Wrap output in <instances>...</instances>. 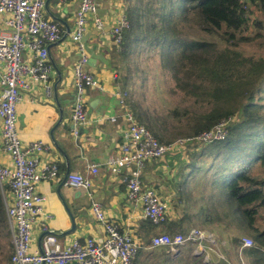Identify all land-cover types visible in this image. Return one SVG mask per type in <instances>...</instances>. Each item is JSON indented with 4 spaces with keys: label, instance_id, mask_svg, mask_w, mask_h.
<instances>
[{
    "label": "built area",
    "instance_id": "obj_1",
    "mask_svg": "<svg viewBox=\"0 0 264 264\" xmlns=\"http://www.w3.org/2000/svg\"><path fill=\"white\" fill-rule=\"evenodd\" d=\"M96 0H79L75 14L74 28L69 39L75 43L78 58L73 68V85L76 91L71 119L74 125L88 122L85 91L96 88L104 91L97 76L85 69L88 53L82 39L88 30L96 32V45L102 46L107 54L112 50L121 51L123 33L130 26L126 12L115 10L100 15ZM117 10V9H116ZM106 23H110L108 27ZM92 33V32H91ZM62 35L58 24L46 17L45 0H0V150L11 160V166L0 165V188H6L3 202L8 227L11 232V264H134L140 246L134 230L121 228L110 220L98 201L93 199V183L90 174H97L103 165L110 175L119 177L125 185L126 196L131 208L139 211L140 219L153 225H162L167 221L169 209L157 191L142 181L143 171L154 160L166 155L180 154L186 157L190 147L224 140L227 126L233 119L223 118L210 129L200 131L185 138H176L169 142H160L139 122L126 106L123 96L116 87L113 95L118 99L122 110L110 117L112 122L120 119L125 123L120 132L121 144L116 153L108 155L103 163L89 164V174L69 172L64 176L67 185L82 188L91 200L90 212L103 228L102 238L88 236L82 241L73 239L61 245L54 232L41 222L43 232L40 246L32 250V227L39 222V216L50 217L44 211V195L37 191L42 180L58 177V165L54 162L39 165L40 155L50 149V145L41 140L22 145L17 130V107L22 93L30 84L40 83L49 95L51 86V64L49 46ZM108 37L105 41L104 38ZM95 41V36L92 37ZM114 81L117 78L113 74ZM75 134L77 131L74 132ZM238 251L254 246L250 237L239 240ZM225 245L216 234L201 227H190L173 233L160 232L153 235L150 247H164L167 252L177 256L190 248L194 257L203 256L204 262H211L213 256L223 258L220 245ZM217 249V250H216ZM209 251L216 255L210 256ZM215 261V258L213 259Z\"/></svg>",
    "mask_w": 264,
    "mask_h": 264
},
{
    "label": "trees",
    "instance_id": "obj_2",
    "mask_svg": "<svg viewBox=\"0 0 264 264\" xmlns=\"http://www.w3.org/2000/svg\"><path fill=\"white\" fill-rule=\"evenodd\" d=\"M255 11L264 16V0H149L142 15L135 14L129 5L126 14L130 26L123 33L121 53L127 51L131 43L143 40L136 33L135 26L144 24L147 28L145 41L159 54L161 65L172 72L177 85L182 88L179 84L182 80L188 86L200 87V84L193 83L200 81L202 91L214 100L210 111L200 116L206 123L202 120L195 133L210 129L223 118H234L227 126L224 140L190 147L187 151L189 173H185L183 181H191V174L205 170L209 187L218 193L225 191L228 204L234 206L222 213L216 207L210 208L214 210L212 213L207 207L205 211L210 217L206 220L211 224L212 220L223 219L225 227L237 225L251 234L255 245L241 252L245 257L247 255L249 264H264V227L257 222L259 209H264V178L253 172L255 164L264 167V58L244 56L237 50L240 44H253L262 36L263 21L260 18L252 22L257 29L254 35H242L247 31L250 14ZM184 29L216 37L224 43V48L218 51L213 43L190 38L183 33ZM114 52L107 53L110 65V55ZM248 77L257 80L255 86L237 89L239 83ZM236 96L239 97L237 105H224ZM132 112L139 122L145 124L142 114ZM192 150L195 151L191 155ZM206 163L209 164L207 170ZM2 192H6L4 186L0 188V223L8 227ZM180 223V220L170 222L168 214L164 225L174 229L173 224ZM142 225V230L135 234L140 246L134 264H143L141 255L148 239V233L143 229L155 227L146 220H142ZM150 240L151 237L149 247ZM239 240L234 244L239 246ZM190 250L181 251L176 258L180 259L184 254L194 257ZM10 256L6 257V264H11ZM166 263L172 264V261L166 258L161 264ZM202 264L206 263L202 261Z\"/></svg>",
    "mask_w": 264,
    "mask_h": 264
},
{
    "label": "crops",
    "instance_id": "obj_3",
    "mask_svg": "<svg viewBox=\"0 0 264 264\" xmlns=\"http://www.w3.org/2000/svg\"><path fill=\"white\" fill-rule=\"evenodd\" d=\"M96 1L99 3V7L101 2L104 4L111 2L108 5L109 10L100 11L98 8L100 15H105L114 9L116 12L120 10L126 12L123 1L120 3L115 0ZM45 2L46 17L54 20L62 32L60 40L49 46V59L52 67L49 78L51 90L48 95L42 84L32 82L29 89L23 91L21 102L17 107V130L22 145L36 140H41L50 145V149L40 155L39 165L54 162L58 165L59 170L57 178L42 180L37 184V191L45 197L44 211L50 215L48 219H44L40 215L39 222H44L54 232L57 240L63 241V244L73 239L82 241L88 236L102 238L104 230L90 212L91 200L86 190L67 185L64 176L67 172L89 174L88 166L90 163L101 164L108 155L116 153L119 149L122 141L120 132L125 123L120 119L118 122L110 120L111 116L122 110L118 99L113 95L117 87L113 78L114 70L109 61L97 60L94 66L87 63L85 69L98 77L104 91L100 92L96 88L86 89L88 122L81 126L74 125L71 119L74 102V97L71 94L74 92L72 66L75 59L78 58V52L69 40V32L79 0H45ZM64 7L67 10H63ZM108 25L110 23H106L107 27ZM91 32V30L88 32L90 36L87 44L93 47L96 52L102 53L108 60L109 56L104 52L102 46L94 44ZM90 40L92 43L89 42ZM59 98L60 101H58ZM75 131H77L76 134ZM185 158L180 154L166 155L159 160L147 163L142 175V181L145 185H150L147 181H163L160 195L165 203L171 202L170 209L172 211L175 207H173L174 202L170 201L171 198L169 199L171 195L165 191L166 181H172L171 168L172 164L176 163V159L183 160ZM159 161H161L160 164L153 165ZM0 165H12L10 158L2 150H0ZM90 176L93 183V199L101 203L107 217L121 228L129 227L134 230V235L137 230H142L143 219L138 218V210L131 208V203L126 196L125 185L120 178L110 175L103 165H100L97 174H90ZM172 211L169 210L170 222L175 221L176 217H172ZM68 212L74 218L75 229L73 232L64 235L63 232L71 227ZM177 225L173 224L174 229L172 231H183L180 230V227H176ZM220 226L225 227L223 224ZM149 229L155 228L147 227L143 229L144 233H148ZM163 230L161 232L170 231L166 226L163 227ZM206 230L214 233V229ZM36 233L34 236L32 231V250L39 248L43 236L41 228H38ZM158 233L160 232L156 234ZM222 241L226 244L225 240L222 239ZM236 251H238V246L234 244V252ZM220 252L222 253L221 249ZM214 257L211 262L205 263L217 264L218 260L213 261ZM225 258L227 259L226 255H223L221 260H225ZM244 258L247 260L245 256ZM230 259L232 261L235 259V264L244 263L243 260L237 258V252L236 254L232 253Z\"/></svg>",
    "mask_w": 264,
    "mask_h": 264
},
{
    "label": "rangeland",
    "instance_id": "obj_4",
    "mask_svg": "<svg viewBox=\"0 0 264 264\" xmlns=\"http://www.w3.org/2000/svg\"><path fill=\"white\" fill-rule=\"evenodd\" d=\"M115 1L117 3L123 1V7L125 11L130 5V7L134 9L135 14L142 15L149 0ZM110 4V1L106 4L101 2L99 7L100 11H106V9L109 10L110 8L108 5ZM63 10H67V8L64 7ZM258 18L263 21V28L261 29L262 36L260 40L253 44H240V46L237 47V50L244 56L264 58V16L261 13L255 11L250 14V21L248 23L249 25L247 31H244L242 35L252 36L254 33H256L257 29L254 28L252 22ZM74 20L75 15L71 24V30L74 28ZM140 20L142 21V18H140ZM88 30H91L92 35L95 36V44L97 39L96 32L90 27H88ZM135 31L140 36L139 38L143 40H138L136 43H131L130 48L127 47V51L124 53H121V51H115L112 55H110L112 61L111 67L114 68V72L117 76L115 83L119 87L126 106L132 111H137L142 114L143 119H145L143 122L148 126L150 129L149 131L162 142H168L176 138H185L189 135L196 134L195 132L197 131V126L203 120L200 118V116L204 112L208 113L210 111L214 101L213 98L207 95L206 92L202 91V84L200 81L193 82L195 85L200 84V87H191L180 80L179 84L182 86V88H180L177 85L178 83L174 79L172 72L161 65L159 54L152 51L150 49V45L145 41L147 39L146 26L144 24H141L137 27L135 26ZM183 33L188 34L190 38L196 40H205L206 42L208 41L213 43L218 51L224 48V43L211 35L200 33L196 30L186 29L183 30ZM107 39L108 37L104 38L105 41ZM89 42L92 43L91 40ZM73 44L77 52L76 45L75 43ZM76 60L77 58L75 59L72 68H74ZM256 83L257 80L248 77L239 83L237 89L240 87L244 90L245 88L255 86ZM238 102L239 97L236 96L232 97L229 102H225L224 105L226 107L231 105L235 106ZM231 118L233 119L232 116ZM203 121L206 123L205 120ZM194 151L195 150L190 151L191 155L194 153ZM188 159L189 152L186 154L185 159H176V163L172 164L171 168V172L173 174L172 181H166L165 191L171 195L169 199L171 198L170 201L174 202L173 207H175V209L173 211L170 209L171 202L167 201L166 204L169 210L172 211V217L176 216L175 221H181V226L177 225L176 227H180V230L190 227H206L205 229H214V233L216 234L217 238L226 241L225 245H219L223 255H226L227 257L225 260L214 257L215 261L216 259L218 260L217 264H235L236 260L234 259L232 261V259H230L232 253L236 254V252H234V241L239 240L243 236L251 238L252 236L251 234L247 233V231L240 229L237 225H232L229 228L220 226L224 223L223 219L212 220L211 224L206 220L210 216L206 214L205 208L208 207L213 213L214 210L210 208L215 209L216 207V210H219V212L222 213L224 210H227L228 208L232 209L234 206H230L228 204L225 191L218 193L217 190L213 188L211 189L209 187L210 182L207 181L204 169L202 170V173L191 174V181H183L185 173L187 171L189 173V168L187 169ZM160 163L161 161L156 162L153 165L155 166ZM205 166V169L207 170L209 164L206 163ZM253 172L264 178V167L261 165L255 164L253 167ZM147 182L150 184L149 186H152L160 195V192H162L161 183L163 181ZM156 186L158 189L155 188ZM178 190H180V193ZM161 198L163 197L161 196ZM259 213L260 214L257 217V222L260 226L264 227V209L260 208ZM40 224V222L34 223L32 227L34 236L37 234L36 231L38 228L40 229ZM165 226L168 227V230H172L171 226ZM165 226L163 224L155 226V229H149L148 239H150V237L157 232L164 231L163 227ZM166 232L173 233L176 231ZM10 234L11 232L9 227L3 225V223H0V264H6V257L11 254L12 243ZM148 239L145 242V248L143 249V253L141 255L143 264H161L166 258H169L172 261V264H202L204 258L202 255L191 258L184 254L183 257L177 259L176 256L170 254V252H167V249L150 248L148 246ZM58 242L61 245L65 244L62 243V240ZM166 252L172 257L168 256ZM209 255L213 256L216 255V253L209 251ZM244 256L245 254L240 255L239 251H237V258L243 260V264H249Z\"/></svg>",
    "mask_w": 264,
    "mask_h": 264
},
{
    "label": "water",
    "instance_id": "obj_5",
    "mask_svg": "<svg viewBox=\"0 0 264 264\" xmlns=\"http://www.w3.org/2000/svg\"><path fill=\"white\" fill-rule=\"evenodd\" d=\"M89 36H90V33H86L83 37V39L81 40L82 43L84 44L85 46V49L89 55V59L87 61V63L91 66H94V63L97 61V60H103L105 62H108V60L105 58V56L102 54V53H99V52H96V50L93 49V47L89 46L87 44V40L89 39ZM76 91L74 90L72 94V96L74 97ZM61 99L59 98L58 101H60ZM69 172H67L66 174H68ZM69 213V212H68ZM69 217H70V221H71V227L70 229L66 230L63 232L64 235L66 234H69L71 232L74 231L75 229V222H74V218L73 216L69 213Z\"/></svg>",
    "mask_w": 264,
    "mask_h": 264
}]
</instances>
